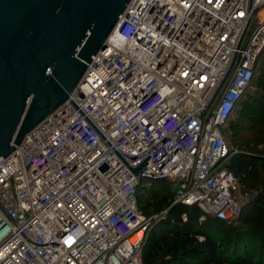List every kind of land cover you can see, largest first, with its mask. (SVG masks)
I'll list each match as a JSON object with an SVG mask.
<instances>
[{
    "label": "built area",
    "instance_id": "built-area-1",
    "mask_svg": "<svg viewBox=\"0 0 264 264\" xmlns=\"http://www.w3.org/2000/svg\"><path fill=\"white\" fill-rule=\"evenodd\" d=\"M263 53L264 0H132L68 100L0 156V264H145L164 214L140 210L144 182L201 221L237 218L223 131Z\"/></svg>",
    "mask_w": 264,
    "mask_h": 264
},
{
    "label": "water",
    "instance_id": "water-1",
    "mask_svg": "<svg viewBox=\"0 0 264 264\" xmlns=\"http://www.w3.org/2000/svg\"><path fill=\"white\" fill-rule=\"evenodd\" d=\"M131 1L0 0V156L68 100Z\"/></svg>",
    "mask_w": 264,
    "mask_h": 264
},
{
    "label": "trees",
    "instance_id": "trees-1",
    "mask_svg": "<svg viewBox=\"0 0 264 264\" xmlns=\"http://www.w3.org/2000/svg\"><path fill=\"white\" fill-rule=\"evenodd\" d=\"M263 68L258 78L260 71L256 72L254 81L257 78L259 88L264 91ZM262 100L264 103V97ZM263 103L258 108L244 107L227 125L234 134L239 133L237 141L241 147L229 163L237 175L239 192L246 196L237 218L224 220L207 215L201 221L204 211L200 207L174 204L170 182L159 180L140 185V210L147 215L164 214L152 227L144 245L145 264H264ZM245 116L250 125H242Z\"/></svg>",
    "mask_w": 264,
    "mask_h": 264
},
{
    "label": "rangeland",
    "instance_id": "rangeland-1",
    "mask_svg": "<svg viewBox=\"0 0 264 264\" xmlns=\"http://www.w3.org/2000/svg\"><path fill=\"white\" fill-rule=\"evenodd\" d=\"M255 27H256V22L254 23V25L252 27V30ZM263 66H264V53L262 54V57H261L260 61L257 63L256 70L260 71V69ZM261 71L258 73L257 78L261 74ZM257 78L253 82L252 86L247 90V92H246L247 95H246V97H244V99L242 100L241 105L239 106L238 110L234 114V118H236L241 113V111H242V109L244 107H248L249 106L250 108H254V107L258 108V107L262 106V103H263L262 99L264 97V91L259 88V86L257 84ZM241 123H242V125H245L247 123H249L248 125H250L251 122H250V119L245 116ZM223 132H224V134L226 136V140H227V143L230 146V148L240 150L241 147H240V145H239V143L237 141V139L239 137V133H238V135L234 134V132L230 131L227 126L225 127ZM242 135H248V132H244V133L242 132ZM260 147H262V145ZM229 163H227V164L229 165ZM144 184H146V182H144ZM235 197L237 199L241 198L242 201H244L245 198H246V196L243 193L239 192V191L235 192Z\"/></svg>",
    "mask_w": 264,
    "mask_h": 264
}]
</instances>
